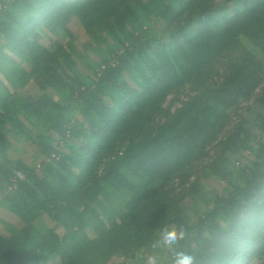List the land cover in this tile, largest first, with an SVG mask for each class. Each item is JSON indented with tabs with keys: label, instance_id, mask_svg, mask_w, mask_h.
Here are the masks:
<instances>
[{
	"label": "trees",
	"instance_id": "obj_1",
	"mask_svg": "<svg viewBox=\"0 0 264 264\" xmlns=\"http://www.w3.org/2000/svg\"><path fill=\"white\" fill-rule=\"evenodd\" d=\"M5 210L0 264H264V0H0Z\"/></svg>",
	"mask_w": 264,
	"mask_h": 264
},
{
	"label": "rangeland",
	"instance_id": "obj_2",
	"mask_svg": "<svg viewBox=\"0 0 264 264\" xmlns=\"http://www.w3.org/2000/svg\"><path fill=\"white\" fill-rule=\"evenodd\" d=\"M77 29V28H76ZM77 33L79 35V39L81 41H83V38L85 37V31L83 30L82 27H79V29H77ZM28 149L26 150H23L20 152L21 156L28 162H33L34 159H36V157H34L32 151H27ZM216 184L220 187L222 185V183L218 182L217 180H215ZM217 187V186H215ZM5 221L7 222H10V223H15V221L17 220L16 217L10 212V211H3L2 214L0 215ZM91 228L88 227L87 230H90ZM59 230L62 232L63 231V228H59ZM92 230V229H91ZM90 230V231H91ZM6 232V231H5ZM92 233V232H91ZM124 256H115V259L118 263L124 261Z\"/></svg>",
	"mask_w": 264,
	"mask_h": 264
},
{
	"label": "clouds",
	"instance_id": "obj_3",
	"mask_svg": "<svg viewBox=\"0 0 264 264\" xmlns=\"http://www.w3.org/2000/svg\"><path fill=\"white\" fill-rule=\"evenodd\" d=\"M183 236L181 233H169L165 232L161 234V244L164 248H169L176 243L178 238ZM175 264H194V257L190 254H185L183 252L178 253L175 258Z\"/></svg>",
	"mask_w": 264,
	"mask_h": 264
}]
</instances>
